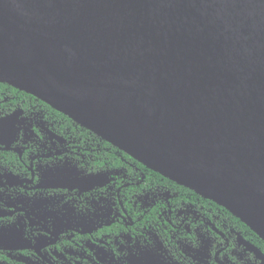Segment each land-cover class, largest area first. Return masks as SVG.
Masks as SVG:
<instances>
[{"label":"water","instance_id":"1","mask_svg":"<svg viewBox=\"0 0 264 264\" xmlns=\"http://www.w3.org/2000/svg\"><path fill=\"white\" fill-rule=\"evenodd\" d=\"M0 83L264 241V0H0Z\"/></svg>","mask_w":264,"mask_h":264},{"label":"flooded vegetation","instance_id":"2","mask_svg":"<svg viewBox=\"0 0 264 264\" xmlns=\"http://www.w3.org/2000/svg\"><path fill=\"white\" fill-rule=\"evenodd\" d=\"M0 264H264L226 208L0 83Z\"/></svg>","mask_w":264,"mask_h":264}]
</instances>
